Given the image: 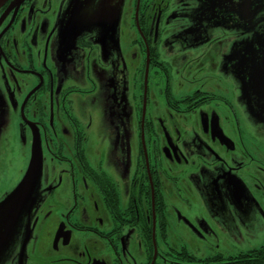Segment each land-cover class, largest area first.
<instances>
[{
    "label": "flooded vegetation",
    "instance_id": "obj_1",
    "mask_svg": "<svg viewBox=\"0 0 264 264\" xmlns=\"http://www.w3.org/2000/svg\"><path fill=\"white\" fill-rule=\"evenodd\" d=\"M106 1L0 0V264H260L264 0Z\"/></svg>",
    "mask_w": 264,
    "mask_h": 264
},
{
    "label": "rangeland",
    "instance_id": "obj_2",
    "mask_svg": "<svg viewBox=\"0 0 264 264\" xmlns=\"http://www.w3.org/2000/svg\"><path fill=\"white\" fill-rule=\"evenodd\" d=\"M124 0H107L106 5V18L108 24L112 26V36L117 37L121 31V21L123 20V7H124ZM11 102H8L5 98H1L0 100V126H8L9 122H12V116L10 113ZM12 124V123H11ZM26 151V149H25ZM0 154L4 156V158L8 159H14L13 162H10L9 164H5L4 167H0V174L1 175H7L11 176L13 178L16 176V182H13L12 189L10 192L5 196L8 200L11 196L17 195L16 199H19L22 195L26 197L28 210L31 213V215L34 214V211L36 210V205L38 203L37 200H39V190L38 189V181L41 174V163L39 158V150L36 148V151L30 154L29 161L26 164L24 170L19 169L21 166V160L20 156L23 154V149L20 147L19 138L17 134L13 131L12 135L9 137V140L7 141V145L5 140H2V145L0 146ZM28 154V151H27ZM16 159L18 161L16 163ZM27 161H25L26 163ZM4 198V199H5ZM13 200V201H16ZM10 206L14 207V213L16 211L21 212V202H19L18 205L16 203H9ZM238 237V236H236ZM238 239V238H237ZM242 249H248L250 247H253L255 244L263 243L262 240H258L257 242H252L251 239L247 236H240L238 239ZM237 241V242H238Z\"/></svg>",
    "mask_w": 264,
    "mask_h": 264
},
{
    "label": "water",
    "instance_id": "obj_3",
    "mask_svg": "<svg viewBox=\"0 0 264 264\" xmlns=\"http://www.w3.org/2000/svg\"><path fill=\"white\" fill-rule=\"evenodd\" d=\"M16 197H17V195H15V196H11L9 199H13V200H15ZM19 199H20V198H19ZM4 206H5V204H4Z\"/></svg>",
    "mask_w": 264,
    "mask_h": 264
},
{
    "label": "trees",
    "instance_id": "obj_4",
    "mask_svg": "<svg viewBox=\"0 0 264 264\" xmlns=\"http://www.w3.org/2000/svg\"><path fill=\"white\" fill-rule=\"evenodd\" d=\"M261 250V249H260ZM262 251V250H261ZM262 253V252H261ZM263 260H264V257H261V261H260V264H264L263 263Z\"/></svg>",
    "mask_w": 264,
    "mask_h": 264
}]
</instances>
